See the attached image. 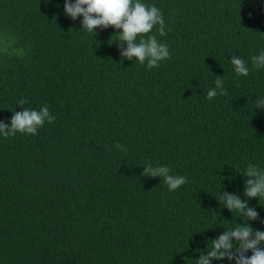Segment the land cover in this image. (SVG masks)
<instances>
[{
	"label": "trees",
	"instance_id": "trees-1",
	"mask_svg": "<svg viewBox=\"0 0 264 264\" xmlns=\"http://www.w3.org/2000/svg\"><path fill=\"white\" fill-rule=\"evenodd\" d=\"M142 2L163 13L167 34L147 35L170 51L152 69L121 61L113 28L81 30L64 0H0V121L20 99L55 117L34 136H0V264H195L242 223L219 202L222 190L243 199L249 163L264 169V69L251 60L264 0ZM217 76L228 94L210 100ZM148 162L187 183L169 191L142 175ZM249 203L264 230V200Z\"/></svg>",
	"mask_w": 264,
	"mask_h": 264
},
{
	"label": "clouds",
	"instance_id": "clouds-1",
	"mask_svg": "<svg viewBox=\"0 0 264 264\" xmlns=\"http://www.w3.org/2000/svg\"><path fill=\"white\" fill-rule=\"evenodd\" d=\"M64 14L72 21L82 17L81 30L94 32L113 28L118 37L121 61H138L147 64L148 69L159 67L160 62L170 58L168 45L161 43L156 35H147L157 27L159 35L167 34L163 13L155 5H148L142 0H64ZM112 36V37H113ZM16 55H22V50H13ZM252 67L264 69V51L252 56ZM235 73L238 76L247 77L250 69L241 57L233 55L230 60ZM215 87L207 92V98L212 99L219 95H227L224 89V80L217 76ZM27 100L20 99L18 107L20 112H12L10 124L0 121V136L13 137L17 133L36 135L38 129L45 122L52 123L55 119L50 114L47 106L39 110L25 108ZM256 109L264 110V97L254 101ZM115 148L121 151L127 149L120 144ZM142 175L148 178H163L169 191H175L187 183L184 176L170 174L166 166H153L148 162ZM243 178V199L237 193L221 191V200L225 209L230 213L236 212L242 223H237L232 228L224 229L215 238L209 239L211 246L207 245L204 251L199 252V258L195 264H213L214 261H225L229 264H264V230L254 229L251 223L258 221L259 212L251 206L249 201L264 200V169L249 163L242 172H237ZM260 206V205H259ZM261 207V206H260ZM264 225V220H260ZM250 253V255H249Z\"/></svg>",
	"mask_w": 264,
	"mask_h": 264
}]
</instances>
